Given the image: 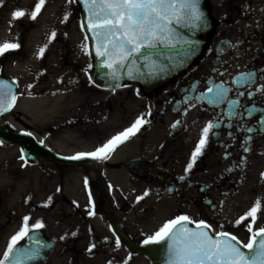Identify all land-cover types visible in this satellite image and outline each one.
Listing matches in <instances>:
<instances>
[{"label":"rangeland","instance_id":"obj_1","mask_svg":"<svg viewBox=\"0 0 264 264\" xmlns=\"http://www.w3.org/2000/svg\"><path fill=\"white\" fill-rule=\"evenodd\" d=\"M37 2L2 0L0 6V44L20 45L0 56V75L18 85V100L13 110L0 119V125L32 131L38 141L54 152L74 156L94 152L138 118L146 121L143 125L148 124L147 118L152 117L150 87L125 83L110 91L92 83L93 61L89 42L81 30L77 3L45 0L35 20L27 14L11 20L14 10L30 12ZM65 15L69 17L67 21L63 19ZM42 47L45 52L38 59ZM38 99L46 100L45 105L37 104ZM53 101L58 105L57 112L50 115L48 112L54 111ZM128 140L119 144L110 153L112 158L98 167L108 169L103 180L111 213L132 241L144 244L178 215L172 201L152 207L150 173L142 167H122L132 157H150L152 127L137 131ZM21 153L17 144L0 141V248L7 246L28 216L29 227L40 221L44 225L41 230L55 243L46 264H150L147 257L125 250L121 243L117 248L104 217V199L88 168L51 161L33 164L22 160ZM207 164V176L214 174L219 180H215L219 187H212L209 195L216 209L211 212L204 207L206 215L199 220L187 210H183L182 216L206 222L214 233L226 231L247 243L251 218L239 225L235 222L260 200L261 210L253 230L264 227V154L249 155L243 167L230 174H226L223 163L219 167L213 162ZM141 196L144 198L138 200ZM89 210L94 214L89 215Z\"/></svg>","mask_w":264,"mask_h":264},{"label":"flooded vegetation","instance_id":"obj_2","mask_svg":"<svg viewBox=\"0 0 264 264\" xmlns=\"http://www.w3.org/2000/svg\"><path fill=\"white\" fill-rule=\"evenodd\" d=\"M206 8L210 27L200 36L199 55L176 75L152 85V117L139 128L143 131L152 127L150 157L139 155L122 165L124 170L142 167L150 173L152 207L172 201L178 217L187 210L198 220L206 215L204 207L209 211L216 208L209 195L212 187H219V180L214 174L207 176V163L218 167L223 163L226 174H230L242 168L249 155L264 154V129L260 128L264 112L259 111L264 109V91L256 92L257 88H264V0H206ZM246 71L257 73L255 83L242 89L245 95L239 97L241 105L257 109L251 116L229 120L222 114L227 102L213 107L194 99L205 93L210 83H224L233 89L228 98L237 99L231 80ZM249 91L253 93L251 99ZM239 111L243 112V107ZM209 122H219L220 126L210 131L202 154L185 175L202 129ZM249 127L252 133L245 131ZM245 147L250 150L245 152ZM111 158L109 154L107 159L98 161L102 176L107 175L108 169L98 166ZM5 248H0V256Z\"/></svg>","mask_w":264,"mask_h":264},{"label":"snow or ice","instance_id":"obj_3","mask_svg":"<svg viewBox=\"0 0 264 264\" xmlns=\"http://www.w3.org/2000/svg\"><path fill=\"white\" fill-rule=\"evenodd\" d=\"M77 2L83 6L86 13L87 31L92 34L91 38L95 42L97 57L105 58L103 66L110 70L111 76L116 80L119 79L121 69L127 67V74L131 76L132 65L137 64L140 58L144 61L149 60L150 54L147 50H154L158 47L174 49L178 44L191 45L195 43L180 39L177 29H196L204 23L200 0H69V3ZM44 3L45 0H38L34 10L27 13L23 10H14L11 13V20L16 21L26 14L35 20ZM0 6H2V0H0ZM68 18V15H65L63 19L67 21ZM84 27L85 25L82 24V31ZM51 35L54 37L55 32ZM88 39L89 37L85 36V41ZM49 42H51V38ZM19 47L20 45L17 43L4 42L0 44V56ZM84 48H87V44L84 45ZM44 52L45 48H40L37 58L43 56ZM256 79V72L246 71L231 80L232 85L235 86L237 99L228 98V94L233 89L226 87L224 83H210L207 91L195 96L194 99L205 101L213 107L227 102V110L222 114L229 120L233 118L243 119L245 114L251 116L257 111L255 108L241 105L239 101V97L245 95L242 89L250 88ZM12 84H15V81ZM261 91H264V88L256 89V92ZM248 96L251 99L253 93L249 91ZM15 100L16 97L12 95L11 87L0 83V115L10 111ZM241 107H243V112L239 111ZM259 111L264 112V109ZM144 123L146 121L138 118L130 128L113 137L94 152L78 153L66 159L80 160L89 157L94 160H105L119 144L135 135ZM175 126L174 124L173 127ZM219 126V122H209L202 129L200 140L185 168V175L192 169L197 157L202 154L208 142L210 131ZM228 126L231 127V124ZM260 128L264 129V123L260 125ZM245 131L252 133L253 129L249 127ZM248 138L251 139V136ZM249 150L247 147L244 148L245 152ZM20 158L24 160L23 152ZM180 179H184V177ZM261 180H264V173H261ZM85 187H87V180H85ZM147 195L148 193L145 192L144 196ZM144 196L137 199L142 200ZM91 203L90 197L89 204L91 205ZM261 204L262 202L257 200L251 209L235 222L236 225H239L251 218L247 224V231L249 232L247 243H243L236 236L223 231L216 232L213 236L211 226L203 221L197 222L195 229L189 228L188 225L192 224L193 221L187 216H179L167 221L144 243H166L167 264H264V227L253 230L257 214L261 210ZM44 207H47V204ZM93 214L89 210V215ZM43 227L44 225L40 221L29 227V217L25 216L20 230L10 238L3 255L0 256V264H28L30 261H35L41 249L47 245L40 243L30 233H35L36 230ZM25 238H28L31 243L21 245L20 241ZM116 246L117 248L120 247L119 239L116 241ZM92 247L94 245L90 246L88 251H91Z\"/></svg>","mask_w":264,"mask_h":264},{"label":"water","instance_id":"obj_4","mask_svg":"<svg viewBox=\"0 0 264 264\" xmlns=\"http://www.w3.org/2000/svg\"><path fill=\"white\" fill-rule=\"evenodd\" d=\"M77 4L81 13L82 24L85 25L84 32L89 37L90 53L93 60V73L91 79L96 85L107 89L119 88L124 83H134L143 88H149L153 84L172 77L173 75L181 71L184 67H186L200 53L202 42L199 39V36L206 33V31H208L210 27V18L205 5L206 0H200V9L204 14V23L196 29H177L178 37L180 39L194 41L195 43L191 45L178 44L174 49L158 47L154 50H147L150 54L149 60L144 61L142 58H140L137 64L132 65L133 71L131 76L127 74V67L121 69L119 73V79L116 80L111 76L110 70L103 66L105 58L97 57L95 42L91 38L92 34L87 31L86 13L84 12L83 6L78 2ZM137 69H139V71H137ZM12 82L13 81L8 79L7 77L0 75V83L9 85L11 87L12 95H14L17 99V85L12 84ZM198 102L200 103L201 101ZM14 104L12 105L11 109L13 108ZM8 112L0 115V119ZM25 133L28 134L26 135ZM0 140L6 144H18L22 148L25 159L32 163L51 161L58 165H67L73 167L84 166L92 169L96 175V182L99 192L104 196L106 200L103 205V211L108 222L109 229L114 237L116 239H119L120 243L123 244V247L126 250L146 256L149 259L150 264H167L168 254L166 243L136 244L120 231V225L116 222L115 218L110 214L108 210L106 188L104 186L102 177L100 176V173L95 166L96 162L93 159H66L69 156H64L52 152L49 147L38 142L33 133L27 131L13 132L9 128L1 125ZM211 209L213 210L214 208L211 207ZM188 227L195 229V224H189ZM30 235H34L40 243L47 245V247L42 248L38 258L35 261L28 262V264H45L48 259V255L54 248V243L50 239H48L46 235L40 230H36L35 233H30ZM30 243L31 241L27 238L21 245H28Z\"/></svg>","mask_w":264,"mask_h":264},{"label":"bare ground","instance_id":"obj_5","mask_svg":"<svg viewBox=\"0 0 264 264\" xmlns=\"http://www.w3.org/2000/svg\"><path fill=\"white\" fill-rule=\"evenodd\" d=\"M110 91H113V89H110ZM46 100H36V102H37V104H44L45 105V102ZM53 108L51 109V110H54V111H50V112H48V114H50V115H53V113L54 112H57V109H56V107L58 106L54 101H53Z\"/></svg>","mask_w":264,"mask_h":264}]
</instances>
